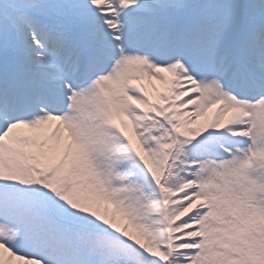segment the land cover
Masks as SVG:
<instances>
[{"label": "snow or ice", "instance_id": "6c2138e0", "mask_svg": "<svg viewBox=\"0 0 264 264\" xmlns=\"http://www.w3.org/2000/svg\"><path fill=\"white\" fill-rule=\"evenodd\" d=\"M0 264H264V0H0Z\"/></svg>", "mask_w": 264, "mask_h": 264}, {"label": "bare ground", "instance_id": "6f19581e", "mask_svg": "<svg viewBox=\"0 0 264 264\" xmlns=\"http://www.w3.org/2000/svg\"><path fill=\"white\" fill-rule=\"evenodd\" d=\"M145 84L149 87V90H152V86L148 84L147 81H145ZM206 118L205 117H200L199 120L197 121L198 124H203L205 122Z\"/></svg>", "mask_w": 264, "mask_h": 264}, {"label": "rangeland", "instance_id": "374dc122", "mask_svg": "<svg viewBox=\"0 0 264 264\" xmlns=\"http://www.w3.org/2000/svg\"><path fill=\"white\" fill-rule=\"evenodd\" d=\"M114 207V206H113Z\"/></svg>", "mask_w": 264, "mask_h": 264}]
</instances>
